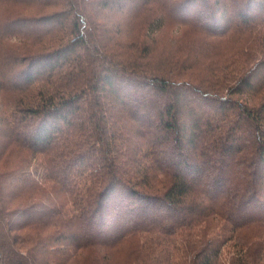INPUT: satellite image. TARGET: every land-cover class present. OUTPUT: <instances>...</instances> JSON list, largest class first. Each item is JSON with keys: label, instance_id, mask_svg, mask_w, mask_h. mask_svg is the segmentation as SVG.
Here are the masks:
<instances>
[{"label": "trees", "instance_id": "16d2710c", "mask_svg": "<svg viewBox=\"0 0 264 264\" xmlns=\"http://www.w3.org/2000/svg\"><path fill=\"white\" fill-rule=\"evenodd\" d=\"M0 264H264V0H0Z\"/></svg>", "mask_w": 264, "mask_h": 264}, {"label": "rangeland", "instance_id": "374dc122", "mask_svg": "<svg viewBox=\"0 0 264 264\" xmlns=\"http://www.w3.org/2000/svg\"><path fill=\"white\" fill-rule=\"evenodd\" d=\"M226 249H227V251H229V248H226ZM226 249H225V250H226Z\"/></svg>", "mask_w": 264, "mask_h": 264}]
</instances>
